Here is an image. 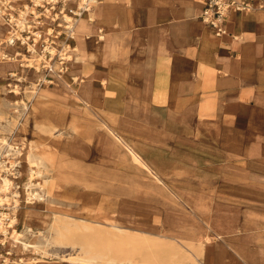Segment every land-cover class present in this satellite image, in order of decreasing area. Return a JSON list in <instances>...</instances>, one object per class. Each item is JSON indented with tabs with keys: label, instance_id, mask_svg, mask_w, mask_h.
<instances>
[{
	"label": "crops",
	"instance_id": "0c3cea01",
	"mask_svg": "<svg viewBox=\"0 0 264 264\" xmlns=\"http://www.w3.org/2000/svg\"><path fill=\"white\" fill-rule=\"evenodd\" d=\"M241 1L254 9L232 11L219 36L198 19L203 0H100L79 21L68 86L43 85L23 117L20 176L47 172L55 215L92 223L76 249L103 252L54 264H129L124 242L104 252L109 229L199 250L196 264H264V160H252L264 153V0ZM6 32L0 21V42ZM13 47L0 50V114L6 75L34 59Z\"/></svg>",
	"mask_w": 264,
	"mask_h": 264
},
{
	"label": "rangeland",
	"instance_id": "374dc122",
	"mask_svg": "<svg viewBox=\"0 0 264 264\" xmlns=\"http://www.w3.org/2000/svg\"><path fill=\"white\" fill-rule=\"evenodd\" d=\"M8 1L22 3L24 0ZM99 3L100 2L97 3V6L99 5ZM19 68L21 70H24V65ZM25 70L24 73H18L17 75L14 74L12 81L7 79V75L5 78L6 84L4 86L3 94L5 99L7 100L8 107L7 110L5 109V111L1 112L0 114V161L2 162L3 160H7V168L11 165L10 162L13 163L12 160H14V156L11 153L7 154V148L5 143L2 141V138H5L6 141L8 140V142H18L21 140V132L19 131V129L26 112L22 111L21 103L22 101H24L28 105L30 104V100L33 98L35 92L39 88L35 85L39 82V80L43 78L42 73H37L32 70ZM67 72H65L61 76L65 78L66 82H69L66 75ZM7 84H9V86H7ZM16 84H18L19 87L14 89ZM46 84L47 83H45L44 85ZM6 88L8 89V91H6ZM0 108H2V106H0ZM20 111L21 113L18 116V112ZM5 127H7V129H5ZM19 160L22 164L21 158L18 159V161ZM252 160L254 162L264 160V153H256L254 151ZM22 167L23 166H21L20 168H16V172L18 173L14 174L13 177L10 176L13 183L21 185L29 183L30 185H33V182H37L40 185H34L33 187L31 186L30 189L35 190L40 195H42V197L44 196V194H46V198L44 200H37L30 196L29 199L26 200V198L22 196L23 193L21 191V195L17 197V210L15 208L11 210L12 215L13 212H16L17 215L19 214L16 224H13L14 226L11 231V237L13 236L14 230H18L21 227V217H23V222L32 227V234L28 238L40 244L37 252L26 253L16 249L10 250L9 244L8 249L7 242L5 247L3 248V251H0V262L1 260L5 259L4 264L73 263L81 262L80 258L84 257L86 255V252L90 254V257L96 255L100 256L103 252L101 249H93L89 251L84 249H76V247H80V245H85V238L81 239L78 237L80 235L76 234L75 231H78L80 229L76 228L78 226L91 225L92 223H85L70 217L56 216L53 210V197L51 196L53 187L52 185H47L46 180H44L45 177H48L47 172L36 171V173H29L28 179L22 180V175L20 176L23 170ZM31 167L33 166L31 165ZM12 169L13 168H11V170ZM3 172L4 168L0 167V174H2ZM262 176H264V174H262L261 171H254V177L260 178ZM6 195L8 197L12 196L8 193H6ZM108 231L110 236L109 251L104 250V252H108L109 257H117L119 247L118 243L124 242L126 250L121 252L125 253L127 258L126 260L127 262L129 261V264H132L133 258L138 257L139 253L140 257H142L143 259V262L144 258H146L147 261L155 262L157 259V264H196V258L198 257L200 252L199 250H180L173 247L172 245L166 244L163 240L139 238L137 235L119 231L117 229H109ZM119 234L124 236L122 238H119ZM94 237V241L96 243V234L94 235ZM142 241H146L147 243H149V241L152 242V247H154V249H149L146 245L141 247L140 243ZM99 247H101V245ZM135 247L142 248V250L135 249ZM8 252L9 254H7ZM33 258L36 259L34 260ZM114 263H116V261Z\"/></svg>",
	"mask_w": 264,
	"mask_h": 264
},
{
	"label": "built area",
	"instance_id": "2783aa9c",
	"mask_svg": "<svg viewBox=\"0 0 264 264\" xmlns=\"http://www.w3.org/2000/svg\"><path fill=\"white\" fill-rule=\"evenodd\" d=\"M71 1L29 0L21 6L4 3L0 7V21L7 27L0 50L2 46H21L23 55L27 58L34 56L30 62H24H28L31 70L42 73L43 78L36 87L60 80L61 75L68 71L76 27L100 0H74V4ZM253 9L251 3L241 0H203L198 19L219 36L225 32V24L232 11ZM4 59L5 56L0 57V60ZM13 77L14 74L10 75ZM15 169H12L14 174ZM12 200L6 193H0V251L8 242L13 227ZM4 262L5 259L0 264Z\"/></svg>",
	"mask_w": 264,
	"mask_h": 264
},
{
	"label": "bare ground",
	"instance_id": "6f19581e",
	"mask_svg": "<svg viewBox=\"0 0 264 264\" xmlns=\"http://www.w3.org/2000/svg\"><path fill=\"white\" fill-rule=\"evenodd\" d=\"M3 1H6V0H0V2H3ZM100 52H102V51H100ZM60 81L62 83H64L65 85H67L66 84L67 82H66V80H65V78L63 76L60 77ZM41 88H42V86H40L37 89V91L35 92V94H34L33 97H36L38 99L41 98V97H43V93L39 92V89H41ZM21 105H22V111H27L28 110V104L26 102L22 101ZM20 113H21V111L18 112V116L20 115ZM25 128H26V125L22 121L21 124H20L19 131L22 132ZM2 141L6 145L7 154H10L11 153L14 156V160H12L13 163H11L9 161L10 164H11L9 166L10 168L9 167L7 168V165H8L7 164L8 163L7 160H5V161L3 160L2 162L0 161V167L1 168H4V172L2 174H0V193H8V194H11L12 195L10 197V198L13 199L12 200V204H13L12 205V209H14V208L16 209V207L18 206V200H17L18 198L17 197L19 195H21V191L23 193L22 196L24 198H26V200H28L30 196L32 198L37 199V200H43L42 195H40L35 190L30 189L31 186L32 187L34 186V184L33 185H30L29 183H27V184H22L21 185V184L13 183V181H12V179L10 177L12 174H14V172L11 170V168H13V169L14 168H20L22 166L21 161L20 160L18 161V159H20V158L22 160V141L20 140L18 142L17 141L8 142V140L6 141L5 138H2ZM26 159H27L28 162H30V161H34L35 160V157L32 156V155H30V154H27L26 155ZM15 171H17V170L15 169ZM16 173H18V172H16ZM18 215H17L16 212H13V215H12V224H16V222L18 220ZM23 219L24 218L21 217V227L18 230H14V232H13V236L11 237V240H10V243H9L10 250L16 249V250H20L21 252H26V253L37 252L40 243H38L36 241H32V240H30L28 238L32 234V227L29 226V225H27L26 223H24L23 222Z\"/></svg>",
	"mask_w": 264,
	"mask_h": 264
}]
</instances>
